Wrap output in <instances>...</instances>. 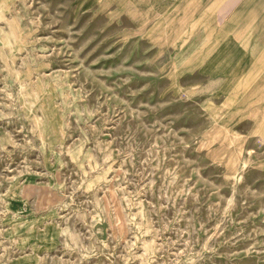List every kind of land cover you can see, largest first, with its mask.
I'll use <instances>...</instances> for the list:
<instances>
[{
  "label": "rangeland",
  "instance_id": "obj_1",
  "mask_svg": "<svg viewBox=\"0 0 264 264\" xmlns=\"http://www.w3.org/2000/svg\"><path fill=\"white\" fill-rule=\"evenodd\" d=\"M140 13L0 0V264H264L256 127Z\"/></svg>",
  "mask_w": 264,
  "mask_h": 264
},
{
  "label": "crops",
  "instance_id": "obj_2",
  "mask_svg": "<svg viewBox=\"0 0 264 264\" xmlns=\"http://www.w3.org/2000/svg\"><path fill=\"white\" fill-rule=\"evenodd\" d=\"M116 3L141 27L146 18L141 9L147 16L161 15L166 23L172 15L177 16L179 42L205 36L204 43L196 44L198 48L186 69H194L207 79L212 94L223 96L222 104L228 111L242 113L243 120L256 127L257 144L264 145V0H116ZM167 14L171 16H163Z\"/></svg>",
  "mask_w": 264,
  "mask_h": 264
}]
</instances>
